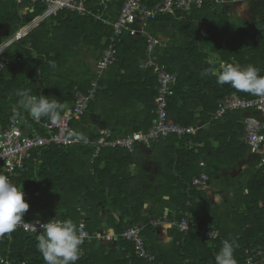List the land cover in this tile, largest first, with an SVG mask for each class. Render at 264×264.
<instances>
[{
    "label": "trees",
    "instance_id": "trees-1",
    "mask_svg": "<svg viewBox=\"0 0 264 264\" xmlns=\"http://www.w3.org/2000/svg\"><path fill=\"white\" fill-rule=\"evenodd\" d=\"M124 1L116 0L109 6V12L116 14ZM158 1L146 3L152 6ZM85 4L95 13L100 10L99 0ZM26 6L31 10L21 13V7ZM45 9L43 2L18 4L16 0H0V24H9L13 37L19 25L28 26ZM160 20L169 22L176 30L166 47L156 48L157 62L177 75L173 95L168 99V116L183 126L198 121L210 125L194 135L180 138L171 135L148 144L136 143L132 150L107 146L96 153L95 144L67 147L51 144L39 155L33 152L26 168L13 177V183L23 190L29 204L24 218L71 219L78 226L84 217L89 232L100 229L103 221L112 229L117 238L110 242L85 241L76 264H143L133 244L121 236L125 227L135 223L147 225L143 232L146 246L151 245L158 261L164 264H215V255L224 240L234 242L237 264L243 263L247 249L264 247V173L259 160L256 168L245 169L235 179L222 176L223 170L230 171L251 154L245 143L244 117L247 112L255 116L257 113L233 110L213 119L226 94L235 92L245 99L259 96L229 84L219 85L216 73L220 71V62H224L253 65L264 75V22L251 26L243 22L234 24L230 10L215 0H204L201 7L188 14L177 12L151 22ZM111 35V27L93 16L64 9L40 21L25 37L4 48L2 56L9 62L0 73V128L16 118L22 120L23 126L35 128L39 122H48L47 118L34 121L18 107L17 90L55 99L64 105L63 113L73 102L75 91L85 92L95 85L93 64L85 60V55L93 58L101 55ZM146 40V36L118 38L116 62L109 77L99 81L102 89L99 91L98 86L94 98L97 93L105 94L108 108L115 99L123 98L131 100L133 108L139 105L143 118L140 116L133 131H147L154 120L156 74L152 69L139 68ZM52 62L55 68L51 67ZM205 69H212V74L202 76ZM94 100L89 101L81 117L83 121L95 112ZM131 113L137 115L134 109ZM76 123L75 120L72 125L77 126ZM145 150L153 152L150 158L159 163L158 171L150 178L143 171ZM202 172L209 176L210 190L228 193L219 196L224 200L222 208L219 209L212 195L192 185V179ZM47 206L49 213L45 212ZM186 212L192 215L189 231L174 227L170 243H157L149 219L163 220L166 216L179 220ZM212 224L220 230L221 237L211 241L201 239L198 228ZM40 234L19 230L5 234L0 237V253L14 264H45L37 249Z\"/></svg>",
    "mask_w": 264,
    "mask_h": 264
},
{
    "label": "built area",
    "instance_id": "built-area-1",
    "mask_svg": "<svg viewBox=\"0 0 264 264\" xmlns=\"http://www.w3.org/2000/svg\"><path fill=\"white\" fill-rule=\"evenodd\" d=\"M18 3L31 1L33 3L43 2L46 5L45 16L51 15L58 10L67 9L81 16L91 15L100 20L104 25L112 28V35L108 39L107 46L103 49L100 58L97 61V76L95 85L87 91H75L73 102L61 114V120L58 124L52 125L49 122H39V127L23 126L21 119L16 118L5 128H0V175L8 177L13 183V177L18 171L26 168L33 152L39 155L41 151L51 145L73 146L96 145V153L101 147H121L132 150L136 143L148 144L160 139L176 135L182 137L188 134L194 135L199 130V126H183L174 122L168 116V99L173 95V87L177 81V75L171 73L167 67L157 62L156 47L158 39L154 35H147L146 50L143 54L139 68L143 70L152 69L157 78V97L154 101V120L147 131H132L122 136H114L110 130L100 131L95 137L81 136L74 129L72 122L79 121L87 110L90 100H94L99 86V80L104 71L116 62L117 59V41L123 33L135 34V24H145L149 21L158 19L165 15H174L177 12L188 14L193 8L202 6L204 0H160L150 6L146 0H125L119 10L118 16L113 18L107 13L109 3L112 0H100V10L94 12L88 8L83 0H16ZM19 31L17 37L23 34ZM0 49V73L7 66V59L1 56ZM1 94V91H0ZM233 110H254L256 116L246 113L244 117L245 143L252 154L259 160V166L264 173V95H259L256 99H245L235 92L226 94L219 103L218 109L213 119H218L227 111ZM203 165V163H200ZM192 185L197 190L208 192L209 176L202 172L192 179ZM24 218V217H23ZM55 219L52 217L50 220ZM58 219V218H56ZM61 220V219H58ZM192 215L184 213L178 219L169 220L166 216L163 220H150L151 226L159 225L160 221H165L170 227H176L182 232H188L192 223ZM48 221L36 218L26 219L17 226L16 230L29 234L41 232L40 225ZM194 226H197L194 224ZM147 225L144 223H135L125 227L121 233L122 238L133 244L135 253L141 258L143 264H164L158 261L155 253L146 246L143 232ZM79 233L85 241L108 242L117 238L113 233L96 230L89 232L86 228L85 218L80 219ZM199 237L205 241L216 240L221 237L220 230L214 225L200 226L198 228ZM83 254V250H82ZM0 264H14V262L0 253ZM26 264V263H19ZM242 264H264V250L256 248L247 249L245 259Z\"/></svg>",
    "mask_w": 264,
    "mask_h": 264
},
{
    "label": "clouds",
    "instance_id": "clouds-1",
    "mask_svg": "<svg viewBox=\"0 0 264 264\" xmlns=\"http://www.w3.org/2000/svg\"><path fill=\"white\" fill-rule=\"evenodd\" d=\"M211 64L212 61H209ZM51 67L55 68L54 62ZM216 73L219 85L229 84L231 87L251 93L264 95V75L253 65L219 64ZM212 74V69H205L202 76ZM18 107L26 112L34 121L47 118L52 124H58L64 105L57 100H49L43 94H31L28 90H17ZM25 193L6 177L0 175V237L11 234L24 221V214L29 209ZM41 234L37 236V249L43 256L45 264H76L82 255L83 239L78 226L71 219H52L40 225ZM234 242L224 240L215 255V264H237Z\"/></svg>",
    "mask_w": 264,
    "mask_h": 264
},
{
    "label": "crops",
    "instance_id": "crops-1",
    "mask_svg": "<svg viewBox=\"0 0 264 264\" xmlns=\"http://www.w3.org/2000/svg\"><path fill=\"white\" fill-rule=\"evenodd\" d=\"M83 1L87 2L89 0H83ZM215 1H217L221 6L230 10V13L232 15V22L234 24H238L240 22H243V23L251 26V25H256V24L264 22V15H263L264 14V5H263L264 0H215ZM23 2H26V1H23ZM115 2H116V0H112V2L109 3V6L111 4L113 5ZM99 9H100V0H99ZM108 9H109V7H108ZM29 10H31V8H29ZM29 10H28L27 6L21 7L20 12L25 14ZM61 10H64V9H61ZM58 11H60V10H58ZM58 11H56L55 13H57ZM70 12H72V11H70ZM44 13H45V11H44ZM44 13L39 18H37L35 21H33L31 24H29L28 26L20 27V25H19V27L16 29V32H15L13 37L10 36L11 26H9V28L7 29L6 26L9 24H0V49H1V51L4 48H6L7 46H9L10 44H12L13 42L20 40L23 37H25L36 25H38V23L40 21L47 19L51 15L55 14V13H52L51 15L45 16ZM107 13L112 15L113 18H115L118 16L119 11L116 12V14H115V12H111V11L109 12V10H107ZM134 28L136 30L135 34L123 33V35H126L131 39H138L140 36H146L147 37V35L151 34V35H154L158 39L159 43L157 46H162V47H166L167 44L170 43V40L172 38H174V36L176 34L175 28L171 24H169V22H167L165 20H160V21H155V22L149 21L145 24H138L137 23L134 25ZM5 29L7 30V34H5ZM19 31H22L21 33L23 34L20 38L17 37V34ZM203 32H205V30H203ZM123 35H121V36H123ZM109 37L107 38V43H108ZM156 52H157V50H156ZM1 56H2V52H1ZM2 57H4V56H2ZM5 58L9 62V59L7 57H5ZM99 58H100V55L97 56L96 61L93 63V75L95 76V79L97 76V61ZM8 62H7V64H8ZM113 65L109 66L104 71V73L101 76L99 81H101L103 79L106 80L109 77V75L111 73V67ZM101 89H102V87H100V85H99V91ZM0 96H1V94H0ZM120 98H122V97H120ZM123 99H120V100L115 99L114 105H112V106H110V108H108L107 107L108 99L105 98V94L100 95L97 93V97L94 100L96 105H97L96 109H94L95 112H91L86 121H83L82 119L77 121V123H76L77 126L73 125L74 129L76 130V132L78 134H81V136H89V137H91L90 135L96 134L97 130L101 127H104L106 129L110 130L114 136H120V135H124V134L132 132L133 127H135L137 125V122H139L140 119L143 118V115L139 114V109L141 110V107L139 105H137L133 108V102H131V100H129L127 98H123ZM71 104H68V106H70ZM133 109L135 112H137V115L131 113ZM152 114H153V111H152ZM140 116H141V118H140ZM196 123L197 124H194V125L199 126V130L205 129L210 125L207 122L202 123V121H198ZM145 151H147V150H145ZM151 153H153V152H151ZM253 160H254V162H253ZM201 163H203V162H201ZM256 166H257V157L254 154L249 153L248 157L245 160H242V161L236 163L235 166L230 171L223 170V172L226 171L227 173H229V175H225V176L222 175V176L223 177H229L231 179H235L236 177H238V175L243 173V171L245 169H248V168L251 169L252 167L256 168ZM158 169H159V166H158ZM215 190L219 191L218 189H215ZM223 193H225V192H223ZM208 194L212 195L214 198L216 195H219L221 197L222 193L219 194V192H217V194H216V192H214V188H213V191H212V189L209 190ZM146 208H147L146 212H148L147 214H149L150 205H147ZM165 212H167V211H165ZM150 220H158V219L150 218L149 221ZM212 225H214V224H212ZM153 227H154V231H155L154 232V239L157 243L168 244L172 241L173 233H171V230L174 227H170L165 221H160L159 225H157L156 227L155 226H153ZM98 230H103V231H107V232L114 234L112 229H110L106 226L105 221L102 222L101 227ZM100 243L105 244L106 242H103V243L100 242ZM149 249H153V247L150 245Z\"/></svg>",
    "mask_w": 264,
    "mask_h": 264
},
{
    "label": "rangeland",
    "instance_id": "rangeland-1",
    "mask_svg": "<svg viewBox=\"0 0 264 264\" xmlns=\"http://www.w3.org/2000/svg\"><path fill=\"white\" fill-rule=\"evenodd\" d=\"M9 26L10 25H7L6 28L8 29ZM5 34H7V30L6 29H5ZM96 58H97V56L95 58H93V57H91V55H88V53L85 55V60L88 61V63H91V64H93L96 61ZM81 60H83V59H81ZM103 130H107V129L104 128V127H101V128H99L97 130V133L96 134L90 135V136L91 137H94L97 134H99L100 131H103ZM150 156H151V152H150V150H147L146 151V156L143 158V163H144L143 164V167H144L143 171H144V174L147 176V178L152 177L154 175V173H156L158 171V163L155 160H152V158H150ZM253 162H254V160H253ZM222 175L223 176L229 175V173H227L226 171H224V172H222ZM214 192H216V194H217V192H219V191H216L215 188H214ZM219 194H220V192H219ZM214 198L217 201L216 204L218 205L219 209L222 208V204H223L224 200L222 198L220 199L219 195H216ZM57 201H58V199H55L53 203L56 204ZM49 211H50L49 207L48 206L45 207V212L46 213H49ZM260 248L264 249V247H262V246H260Z\"/></svg>",
    "mask_w": 264,
    "mask_h": 264
},
{
    "label": "water",
    "instance_id": "water-1",
    "mask_svg": "<svg viewBox=\"0 0 264 264\" xmlns=\"http://www.w3.org/2000/svg\"><path fill=\"white\" fill-rule=\"evenodd\" d=\"M227 195H228L227 192L221 194V196H227Z\"/></svg>",
    "mask_w": 264,
    "mask_h": 264
}]
</instances>
